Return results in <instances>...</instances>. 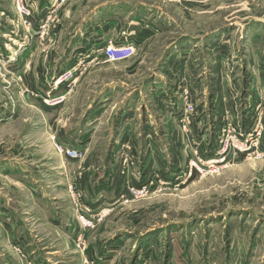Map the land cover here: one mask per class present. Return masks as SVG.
I'll return each mask as SVG.
<instances>
[{
  "label": "rangeland",
  "instance_id": "1",
  "mask_svg": "<svg viewBox=\"0 0 264 264\" xmlns=\"http://www.w3.org/2000/svg\"><path fill=\"white\" fill-rule=\"evenodd\" d=\"M23 2L27 26L0 0L12 36L0 37V264H102L85 238L97 233L122 239L127 264L137 243L141 264H264V0ZM34 43L36 89L9 63ZM108 44L133 56L105 61ZM232 137L251 151L189 177L195 152ZM89 181L115 199L92 202Z\"/></svg>",
  "mask_w": 264,
  "mask_h": 264
},
{
  "label": "crops",
  "instance_id": "2",
  "mask_svg": "<svg viewBox=\"0 0 264 264\" xmlns=\"http://www.w3.org/2000/svg\"><path fill=\"white\" fill-rule=\"evenodd\" d=\"M47 7L48 6L46 5V8ZM12 9H13V12L16 13V10H15L16 8L14 7ZM37 15L34 17V28H36V25L39 21ZM8 23H10V21H9V17L7 16L6 11L0 10V35H1L0 37L2 39L8 40L10 42L12 40V36L8 33L9 32L8 29H10V24H8ZM12 25H13V22H12ZM13 33H15V32H13ZM85 35H88V34L86 33ZM189 43H191V41ZM25 48H27V45H25ZM31 50L23 52V55L20 56L17 60H12V61L10 60L9 63L17 62L16 64H18V65L15 66L17 69L20 68V69H22L23 72L28 71L27 73H25L23 75V77H26V80H28L30 85H33L34 89H36V86L40 87V85H41L40 82L42 81L41 80V72H40L41 71V69H40L41 61L37 58L38 57L37 51L39 49H38L36 43H34L33 46H31ZM249 85L250 86L252 85V83L250 81H249ZM256 87H257V89L259 88L258 86H256ZM197 88H199V86ZM214 88H215V90H214ZM214 88H213L211 93H212V96H215V99H216L217 93L218 94L220 93L221 88L217 87V89H218L217 90L216 85L214 86ZM133 91H138V90L135 88V89H133ZM151 91H155V93L151 94ZM148 92H149V95L152 97H156V96L160 97V100L164 99L163 95H164V93H166L162 90H159V88L157 86H155V87L151 86L148 89ZM261 94H262L261 91H260V94H257V96L259 98L256 99V97H257L256 96L255 97L256 101H258V99H262ZM101 99L102 98L99 97V99L94 104H92V106L89 108L87 119H89V118H93V120L96 119V120H94V123L98 122V119H99L98 114H101V113L103 114L102 111L107 107L106 105H108V104H104V105L100 106L101 105L100 104ZM109 101H111V100H109ZM130 106H132V103ZM121 114L122 115H121L120 123H121V121L124 122V121H126V119H128V118L125 119V116L128 114V112L124 111ZM169 124H170V122H167L163 126V131H164L163 136L168 137V140L171 139L172 134L174 133V130L171 131L172 134L166 133L168 131H169L168 133H170L171 128H169L170 127ZM149 129L150 128L146 124V129H144L141 132L144 135L143 140L145 141L146 144H147V141L150 139L149 137H151L150 136L151 132ZM129 136H131L132 140H134L132 137V134ZM139 136H141V135H139ZM173 136H175V134H173ZM91 137H92V135L88 136V138L86 139L87 141H89V143H90ZM87 148H88V145H87L85 150H87ZM118 149H119V147H118ZM118 149L114 148L112 151V154L116 155ZM84 186H85V190L88 192L89 198L93 197L92 202L108 201V200L110 201V198H108V196L113 197V199H115V196H114L115 194H113V195L110 194L109 188H107V185L105 183H100V184L93 183V184H91V181H89V182H86L84 184ZM82 235H84V234H82ZM97 237H99L98 233L91 236V237L89 235L85 236L87 243H88L87 247L89 248L91 254H93L95 256L93 258L100 260V262L102 264H127V261L125 260L126 258L124 259V257H123L125 254V252H124L125 244H123L121 238L118 240H115V237H114V238L110 239V242L112 241L110 243V245H107L106 242L101 241L100 238H97ZM142 244L143 243H141V244L137 243L136 244L135 249L132 252L134 260L131 264H141L140 260L142 257V253L144 251V249H142L144 244L143 245ZM136 248H137V250H136ZM137 252L139 253L138 255H137ZM128 257L129 256H127V258Z\"/></svg>",
  "mask_w": 264,
  "mask_h": 264
},
{
  "label": "built area",
  "instance_id": "3",
  "mask_svg": "<svg viewBox=\"0 0 264 264\" xmlns=\"http://www.w3.org/2000/svg\"><path fill=\"white\" fill-rule=\"evenodd\" d=\"M14 1L20 21L23 22L24 26H27V19L29 18L30 13L26 8L25 3L23 2V0H14ZM132 56H133L132 47L120 48L119 46H116L114 44H108L105 48H102V58H104L105 61L119 62L129 59ZM192 121L194 122L195 118H193ZM183 126L186 125L183 124ZM258 135H260V133H258ZM233 140H235L234 137L231 138L232 144H229L230 141L227 142L224 148L221 151L217 152V154L214 157L209 155L208 158H206L205 160L199 158L197 156V153L195 152L196 158L191 159V161L189 162V174H188L189 177L192 176L194 170L198 171L199 173H202V171L205 170L206 168L212 173L214 171H211V169L218 171L220 167L229 164L231 161L238 158L240 155H244V153H248L251 151V147L249 145L250 141H246L245 144H238V142H234ZM84 153H85L84 149L68 150L67 155L70 159L78 161L83 157ZM146 189L147 187L145 186L138 191L132 190V194L136 195L140 192L144 193ZM82 219H84V228L90 229L94 227L92 220L90 219L85 220V218L83 217ZM85 264H96V263L91 260H85Z\"/></svg>",
  "mask_w": 264,
  "mask_h": 264
},
{
  "label": "bare ground",
  "instance_id": "4",
  "mask_svg": "<svg viewBox=\"0 0 264 264\" xmlns=\"http://www.w3.org/2000/svg\"><path fill=\"white\" fill-rule=\"evenodd\" d=\"M101 104V103H100Z\"/></svg>",
  "mask_w": 264,
  "mask_h": 264
}]
</instances>
